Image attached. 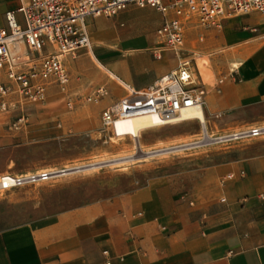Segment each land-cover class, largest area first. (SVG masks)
<instances>
[{
  "label": "crops",
  "instance_id": "crops-1",
  "mask_svg": "<svg viewBox=\"0 0 264 264\" xmlns=\"http://www.w3.org/2000/svg\"><path fill=\"white\" fill-rule=\"evenodd\" d=\"M28 1L0 0V28L7 27V11ZM101 17L87 20L92 48L76 61L65 59L69 71L93 54L106 70L88 94L107 87L109 106L129 88L147 89L177 67L173 52L155 56L157 30L145 35L144 46H130L138 37L121 35L116 21L104 20L112 17ZM185 48L195 52L196 74L208 89L201 122L208 132L264 124L263 14L227 17L221 28L210 29L192 20ZM7 81L0 71V82ZM51 86L57 85L47 94ZM7 125L0 112V143L7 140ZM208 175L201 208L190 207L172 179L155 178L114 199L58 213L46 224L0 230V264H264V150L220 163Z\"/></svg>",
  "mask_w": 264,
  "mask_h": 264
},
{
  "label": "rangeland",
  "instance_id": "rangeland-1",
  "mask_svg": "<svg viewBox=\"0 0 264 264\" xmlns=\"http://www.w3.org/2000/svg\"><path fill=\"white\" fill-rule=\"evenodd\" d=\"M114 18L104 20L116 21L121 35L138 37L130 44L137 47L144 46L145 35L155 32L163 22L162 15L148 7L133 6ZM121 22L124 26H120ZM91 30L95 37L92 26ZM68 68L71 82L67 93L51 86L43 102L18 105L9 111L0 109L8 121L7 140L0 143V175L6 171H65L47 181L0 194V230L21 224H46L58 213L114 199L155 178L172 179L182 199L192 208H201L212 167L264 150L258 148L264 139L221 142L205 136L204 142L209 143L199 147L187 148L195 144L192 143L181 149L165 150L201 138L205 129L197 119L149 128L137 140L130 135L115 137L101 123L108 99L98 103L84 100L93 82L103 83L101 76L106 70L93 54L85 65ZM69 95L75 101L72 108L67 105ZM117 128L132 133L130 121L118 123ZM231 132L209 131L214 136ZM139 141L142 151L159 152L137 156Z\"/></svg>",
  "mask_w": 264,
  "mask_h": 264
},
{
  "label": "built area",
  "instance_id": "built-area-1",
  "mask_svg": "<svg viewBox=\"0 0 264 264\" xmlns=\"http://www.w3.org/2000/svg\"><path fill=\"white\" fill-rule=\"evenodd\" d=\"M130 6L149 7L163 15V23L157 29L160 46L154 54L161 58L164 51H171L178 64L147 89L129 88L124 96L103 109L101 123L115 137H122L114 129L120 119L157 115L167 120L180 116L187 108L204 107L208 89L196 74L195 52L185 48L190 21L195 20L200 27L210 29L221 28L227 17L251 12L264 15V0H29L16 10L7 11V27L0 28V71L8 79L0 82V109L9 111L18 105L43 102L51 84L67 93L70 74L65 59H75L81 50L92 48L87 20L114 17ZM17 14L22 15L23 22L18 20ZM252 30L257 31V28ZM109 95L107 87L99 86L84 100L98 103ZM74 104L69 95L67 105L72 108ZM220 136L223 138L215 141L264 137V124ZM204 141L202 134L187 148L209 143ZM58 175V170L6 172L0 175V194Z\"/></svg>",
  "mask_w": 264,
  "mask_h": 264
},
{
  "label": "bare ground",
  "instance_id": "bare-ground-1",
  "mask_svg": "<svg viewBox=\"0 0 264 264\" xmlns=\"http://www.w3.org/2000/svg\"><path fill=\"white\" fill-rule=\"evenodd\" d=\"M157 118H160V117L157 115H142V116H135V117H129V118H125V119H120L115 124L114 129L122 137L130 135L137 140V138L139 137V135L142 131L147 130V129L152 128V127H155V126H158V125L180 123V122H183L186 120H191V119H197L200 122H202L203 124L205 122L204 109L201 106L187 108V109L182 111L180 116L169 117V118H167V120H163L162 118L159 120ZM126 121H130L132 133L129 131H119L118 130V128H117L118 123L126 122ZM204 129H205V131L203 134H204L205 138L209 137V138L213 139L214 141L223 138L221 136L220 137H214L212 134H210L208 132L207 128H204ZM191 144L192 143H184V144L177 145V146H174L171 148H166L165 150H168V151L172 150L173 151V150H177V149L187 147ZM137 146L139 149V154L137 156H140V157L159 152V151L144 152L145 150L142 151L140 141L137 142ZM64 173H65V171H61V170L59 171V174H61V175Z\"/></svg>",
  "mask_w": 264,
  "mask_h": 264
}]
</instances>
